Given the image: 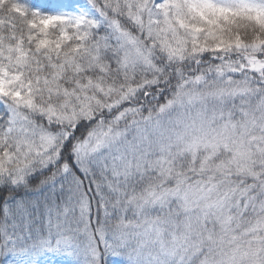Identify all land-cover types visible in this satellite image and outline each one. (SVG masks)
Returning a JSON list of instances; mask_svg holds the SVG:
<instances>
[{
    "label": "snow or ice",
    "instance_id": "snow-or-ice-1",
    "mask_svg": "<svg viewBox=\"0 0 264 264\" xmlns=\"http://www.w3.org/2000/svg\"><path fill=\"white\" fill-rule=\"evenodd\" d=\"M0 264H264V0H0Z\"/></svg>",
    "mask_w": 264,
    "mask_h": 264
}]
</instances>
